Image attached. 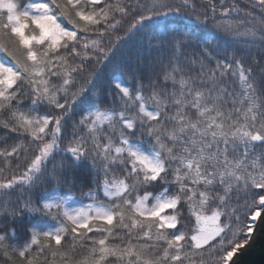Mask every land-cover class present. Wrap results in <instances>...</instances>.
Segmentation results:
<instances>
[{"label":"snow or ice","instance_id":"snow-or-ice-1","mask_svg":"<svg viewBox=\"0 0 264 264\" xmlns=\"http://www.w3.org/2000/svg\"><path fill=\"white\" fill-rule=\"evenodd\" d=\"M258 220L264 0H0V264H238Z\"/></svg>","mask_w":264,"mask_h":264},{"label":"water","instance_id":"water-1","mask_svg":"<svg viewBox=\"0 0 264 264\" xmlns=\"http://www.w3.org/2000/svg\"><path fill=\"white\" fill-rule=\"evenodd\" d=\"M238 264H264V221H257L252 243L239 256Z\"/></svg>","mask_w":264,"mask_h":264},{"label":"trees","instance_id":"trees-1","mask_svg":"<svg viewBox=\"0 0 264 264\" xmlns=\"http://www.w3.org/2000/svg\"><path fill=\"white\" fill-rule=\"evenodd\" d=\"M129 47H130V48H133V47H134V44H130ZM88 202H89V201L85 198V199H84V203H88Z\"/></svg>","mask_w":264,"mask_h":264}]
</instances>
